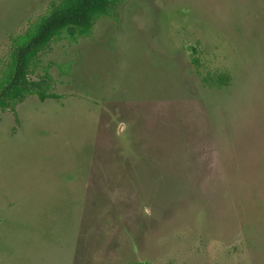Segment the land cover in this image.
<instances>
[{"label":"rangeland","instance_id":"1","mask_svg":"<svg viewBox=\"0 0 264 264\" xmlns=\"http://www.w3.org/2000/svg\"><path fill=\"white\" fill-rule=\"evenodd\" d=\"M52 1L0 0V71ZM46 71L0 110V264H264V0H123Z\"/></svg>","mask_w":264,"mask_h":264},{"label":"trees","instance_id":"2","mask_svg":"<svg viewBox=\"0 0 264 264\" xmlns=\"http://www.w3.org/2000/svg\"><path fill=\"white\" fill-rule=\"evenodd\" d=\"M123 0H58L52 1L48 10L32 21L29 26L16 35L10 36L9 61L0 71V110H10L18 119L17 105L28 96L37 95L41 101L48 98L58 99L54 91V80L48 71L38 79L31 78V71L38 63L42 52L66 31L71 38L77 34L87 36L92 33L97 20L110 14ZM197 68L200 61L193 58ZM212 82L226 85L227 73L209 76ZM130 264H151L134 261Z\"/></svg>","mask_w":264,"mask_h":264}]
</instances>
